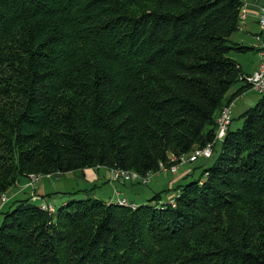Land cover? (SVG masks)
<instances>
[{
	"label": "trees",
	"instance_id": "1",
	"mask_svg": "<svg viewBox=\"0 0 264 264\" xmlns=\"http://www.w3.org/2000/svg\"><path fill=\"white\" fill-rule=\"evenodd\" d=\"M243 3L0 0V264H264V93L168 202L1 204L31 176L143 178L212 143L250 89L230 42Z\"/></svg>",
	"mask_w": 264,
	"mask_h": 264
},
{
	"label": "crops",
	"instance_id": "2",
	"mask_svg": "<svg viewBox=\"0 0 264 264\" xmlns=\"http://www.w3.org/2000/svg\"><path fill=\"white\" fill-rule=\"evenodd\" d=\"M264 0H243L246 3V8L248 10V18L245 22L244 29L242 31H238L233 37L231 38V44L236 47H246L245 51H234V54H239L243 56L241 64H239L243 74L246 76L252 75L259 66V56L258 51L255 48L256 40L255 37L261 35L264 38V29L260 27L258 23V14L260 12V7ZM242 13H244V5ZM235 59V57L233 56ZM236 60V59H235ZM238 62V60H236ZM233 126V123L232 125ZM194 168V164H188L184 166H180L179 170L175 174L165 175H157L154 179H158L157 182L154 184V198L156 195L162 194V197L157 202H168L170 199L174 198L180 191H176V188L180 185H184L182 182L187 180V175L191 172ZM102 171V172H101ZM78 172L80 174L78 175ZM74 176L73 179L70 180L69 187L67 189H62L60 186L62 185V181L65 180L66 174H54L50 175L51 178H44L45 181L40 182L36 185L35 189H31L26 187L28 179L25 178L22 182H20L15 189H13L7 196L9 197V201L15 198H32V201L41 204L42 202H47L52 204L55 208H60L67 206L70 203L66 198L67 197H77L81 196V192H88L89 190H93L99 188L98 191L102 189V186L108 184V188L104 187V191L100 192V196H103L101 200L103 202H108V200L115 199L114 197L118 194L121 197L128 198L129 201L135 203L137 206L149 204L147 202H140L137 203L136 199L141 198L143 192L139 190H135V188L127 189V184L130 183H121L112 182L110 180L109 170L107 168H92V169H85L80 171L72 172ZM164 176V177H163ZM158 177V178H157ZM153 179V180H154ZM189 179V178H188ZM80 181L83 185H80ZM152 183V182H151ZM182 183V184H181ZM126 184V185H125ZM83 186V187H80ZM131 186H141L139 184H131ZM87 187V188H86ZM125 187V188H123ZM127 187V188H126ZM84 188V189H81ZM107 193H105L106 190ZM169 190V191H168ZM168 191V192H167ZM172 191V192H171ZM165 192V195H163ZM168 194H167V193ZM38 199H33L34 195ZM2 204V203H1ZM157 204V203H155ZM60 205V207H58Z\"/></svg>",
	"mask_w": 264,
	"mask_h": 264
},
{
	"label": "built area",
	"instance_id": "3",
	"mask_svg": "<svg viewBox=\"0 0 264 264\" xmlns=\"http://www.w3.org/2000/svg\"><path fill=\"white\" fill-rule=\"evenodd\" d=\"M246 2V0H245ZM244 5V19L241 21V31L244 29L245 22L248 18V10L246 8V3ZM258 23L261 28L264 29V1L260 7V12L258 14ZM256 45L255 48L258 51L259 56V66L258 69L252 74L248 76H244L245 83L249 85L250 89L258 94L264 93V38L261 35L255 37ZM243 78V77H242ZM234 101L227 104L223 107L220 115L217 118L216 125L217 128H220V138L218 142H222V140L226 137L229 128L232 125L233 121V112H234ZM217 145H209V142L203 147L198 148V154L195 157H188L186 154L183 155H174L171 154L165 162H160L159 167L156 171H151L146 175H143V180H133L130 171H120V168H115V171H109L110 180L112 182H121V183H130V184H139L143 186L150 185L153 181L154 177L157 175H169L175 174L178 172L180 166L194 164L201 159H210L214 153V150ZM206 175V174H205ZM205 177V176H204ZM44 178H51L50 176H46ZM44 178H33L28 177V182L26 187L31 189H35L36 185ZM34 195V194H33ZM114 198L127 199L125 197H121L118 194ZM33 199H38L35 195ZM172 200V198L170 199ZM9 201V197L7 194H3L1 196L2 205ZM109 201V200H108ZM41 208L47 211L49 214V207H52V204L47 202H42Z\"/></svg>",
	"mask_w": 264,
	"mask_h": 264
},
{
	"label": "rangeland",
	"instance_id": "4",
	"mask_svg": "<svg viewBox=\"0 0 264 264\" xmlns=\"http://www.w3.org/2000/svg\"><path fill=\"white\" fill-rule=\"evenodd\" d=\"M234 57H235V59L236 60H238V63L239 64H241V61H242V59H243V56H241V55H239L238 53L237 54H234L233 55ZM244 76L245 75H243L242 77L243 78H241L240 79V84H239V86H244V85H246V83H245V79H244ZM247 76V75H246ZM5 80L6 79H2L0 82H2V84H7L6 82H5ZM238 86V87H239ZM259 95L260 94H258V93H256V92H254V91H252L251 89H247L246 91H244L243 92V94L242 95H240V96H238V98H236L235 100H233L234 101V112H233V117H234V121H233V126H232V128L233 129H235V128H238V127H241L242 126V121L241 120H239V117L244 113V112H246L249 108H251L253 105H255V103H256V101L258 100V98H259ZM232 101V102H233ZM215 145H217V143L215 144ZM221 144H219L218 146H217V152L215 153V155H214V157L212 158V159H209V160H206V161H204V160H200V161H198V163H196V165L194 164V168H197L196 169V171H195V174H194V176L192 177V178H189V179H187V180H185V181H183L182 183L183 184H187V183H189L190 181H192L193 179H197V178H199L200 177V175H201V173H202V167H206V166H211L212 164H214V162H215V160L218 158V156H219V153H220V151H221ZM196 152H198V150L197 151H195L194 153H196ZM198 154V153H197ZM192 156V155H191ZM213 156V155H212ZM199 166H202V167H199ZM102 172V171H101ZM131 172H133V173H135L134 171H131ZM80 174V172H78V175ZM136 174V173H135ZM52 176V175H51ZM50 176V177H51ZM46 177V176H45ZM66 178H65V180H63L62 182V185L60 186L62 189H67V187H69V183H71L70 182V180L71 179H73L74 178V176L72 175V173H68V174H66V176H65ZM164 177V176H163ZM41 178H44V177H41ZM158 178V177H157ZM132 179L133 180H143L141 177H137V176H132ZM157 180L158 179H154L153 181H152V183L150 184V185H147V186H143V185H141V186H139V187H137V186H131V184H127V189H132L133 190V188H135V190H139L140 192H143L142 193V196H140L141 198H138V199H136V201H137V203H140V202H144V201H146L147 200V202L148 201H150L151 199H152V197H153V194L155 193L154 192V184H155V182H157ZM42 181H45V179H42L40 182H42ZM39 182V183H40ZM38 183V184H39ZM80 185H83L82 184V182L80 181ZM117 183V182H116ZM119 184H120V182H118ZM181 183V184H182ZM126 185V184H125ZM106 186H108V184L107 185H105V186H102V189L100 190V191H98L99 190V188H96V189H94V191L92 190H89L88 192H81L80 194H82L81 196H77V197H67L66 199L71 203V202H78V201H80V200H85V199H92L93 201L94 200H96V199H103L102 197L103 196H100V192L102 193V191H104V187L105 188H108V187H106ZM80 187H83V186H80ZM87 188V187H86ZM123 188H125V187H123ZM81 189H84V188H81ZM106 190V189H105ZM107 191H109V190H106L105 191V193H107ZM172 192V191H171ZM167 193V192H166ZM178 193V192H177ZM168 194V193H167ZM98 195V197H100V198H98V197H96ZM163 195H165V193L163 194ZM166 196V195H165ZM117 198H115V199H113V200H116ZM108 202H110V201H108ZM58 207H60V205H58ZM52 208H54L53 206H52ZM58 209L59 208H57V210H56V214H57V212H58ZM2 221H3V216H1L0 217V224L2 223Z\"/></svg>",
	"mask_w": 264,
	"mask_h": 264
},
{
	"label": "bare ground",
	"instance_id": "5",
	"mask_svg": "<svg viewBox=\"0 0 264 264\" xmlns=\"http://www.w3.org/2000/svg\"><path fill=\"white\" fill-rule=\"evenodd\" d=\"M244 19V13H242L241 14V21ZM239 30H241V25H240V27H239ZM220 138V128H218L217 129V133H216V138H215V140L212 142V143H210L209 145H215L217 142H218V139ZM197 155V153L196 154H193L192 156H190V157H195ZM112 171H115V170H112ZM120 171H125V170H120ZM130 175H131V177L134 175V176H136L133 172H131L130 171ZM31 177H33V178H41V177H37V176H31ZM143 179V178H142ZM127 200V199H126ZM126 200H120V199H117V201H115V203L117 204V205H119V206H125V207H130V208H132V209H136V206H135V204H129ZM110 203V202H109ZM138 207V206H137ZM42 210H44L43 208H41ZM44 211H46V210H44ZM49 211L50 212H52V211H54V208H52V207H49Z\"/></svg>",
	"mask_w": 264,
	"mask_h": 264
}]
</instances>
